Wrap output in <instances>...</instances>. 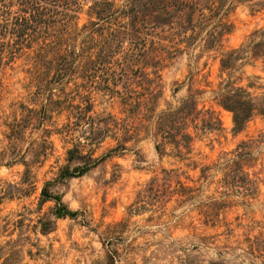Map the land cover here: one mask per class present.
Wrapping results in <instances>:
<instances>
[{"label":"rangeland","instance_id":"obj_1","mask_svg":"<svg viewBox=\"0 0 264 264\" xmlns=\"http://www.w3.org/2000/svg\"><path fill=\"white\" fill-rule=\"evenodd\" d=\"M122 2L114 0V7ZM79 3L75 23L83 29L95 17L89 15L90 0ZM228 20L233 27L223 38L224 51L264 27V5L238 4ZM197 53L198 48L192 54ZM219 54L201 52L197 58L184 53L172 60L161 72L158 107L187 95L191 73L193 86L205 90L200 106L212 107L222 122L221 136L196 139L182 159L169 148L159 155L153 139L140 132L125 149L113 151L83 175L65 179L58 178L61 168L79 163L67 161L69 148L78 144L83 154L100 157L116 140L108 136L89 143L76 113L55 101L63 96L59 87L49 82L39 88L24 54L9 62L1 59L0 264H109V256L112 264H264V116L254 115L242 130L232 132L231 113L211 100V89L224 76ZM241 71L243 84L254 78L264 81V59L249 60ZM51 74L44 71L39 77L51 79ZM71 87L69 83L64 90ZM91 95L92 116L125 117L117 98L100 91ZM247 138L254 140L256 161L249 172L259 179L258 192L246 204L235 200L221 206L220 172L211 168L200 178V168L213 165ZM164 170H174V175L166 177ZM182 186L192 191L169 197V190ZM42 187L60 195L76 215L56 217L55 201L41 196ZM210 199L217 203L212 220L205 222L199 207Z\"/></svg>","mask_w":264,"mask_h":264},{"label":"trees","instance_id":"obj_2","mask_svg":"<svg viewBox=\"0 0 264 264\" xmlns=\"http://www.w3.org/2000/svg\"><path fill=\"white\" fill-rule=\"evenodd\" d=\"M90 1L89 15L95 20L77 29L75 14L79 0H0V61L6 58L9 62L24 54L36 73L33 81L39 88L49 82L59 87L63 96L55 101L69 113H76L74 117L87 130L85 139L89 143L108 136L116 140V146L100 157H92L90 152L83 154L78 144L69 148L67 161L79 163L63 166L59 179L83 175L113 151L125 149L126 142L140 132L153 139L159 155L167 154L169 148V153L182 159L191 152L196 139L212 133L221 136L222 122L212 107L200 106L205 90L193 86L191 73L187 95L175 104L158 107L161 72L184 53L199 58L201 52L220 51L219 70L224 76L211 89V100L231 113L233 133L242 130L254 115L264 116V81L254 78L243 84L240 76L246 62L264 59V27L253 30L240 46L223 50V38L233 27L229 13L238 4L252 3L260 8L264 2L123 0L121 7H114V0ZM104 23H109V27H104ZM79 36L83 40L78 43ZM196 48L200 53L192 54ZM50 70L51 79L39 77ZM69 83L72 87L65 91ZM93 91L117 98L125 117L89 114ZM253 145L252 138L241 139L213 165L200 168V178H206L211 168L220 172L221 206L235 200L246 204L256 196L259 179L249 172L256 161ZM164 173L166 177L173 176L174 170ZM190 191V187L182 186L169 190L168 194L183 197ZM40 193L44 199L55 201L56 217L76 215L61 201L60 195H51L45 187ZM215 203L210 199L199 207L205 222L212 220ZM108 259L112 264V257Z\"/></svg>","mask_w":264,"mask_h":264}]
</instances>
